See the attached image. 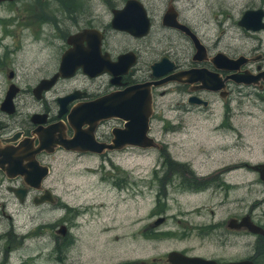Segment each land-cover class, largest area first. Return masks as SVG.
I'll use <instances>...</instances> for the list:
<instances>
[{
	"label": "flooded vegetation",
	"instance_id": "obj_1",
	"mask_svg": "<svg viewBox=\"0 0 264 264\" xmlns=\"http://www.w3.org/2000/svg\"><path fill=\"white\" fill-rule=\"evenodd\" d=\"M124 1H0L4 6L29 2V7H18L15 14L0 21V215L5 201L2 188L18 200L13 189L21 188L19 201L30 196L32 202L40 201L37 205L52 209L46 232L53 264L86 258L83 252L87 248L96 257L101 256L105 251H95L103 250L108 242L104 244L94 225L102 209L89 213L86 220L82 213L87 205L73 207L54 190L56 182L75 179L81 176L76 172H85L82 182L91 192L84 203L94 204L106 195L115 198L112 228L115 234H126L129 251L126 259L115 264H174L171 253L215 262L264 264V166L261 170L254 167L264 164V129L252 123V129L243 134L255 137L252 150L259 152V158L249 159L251 162L231 163L227 153L230 146L224 141L209 148L203 143L190 155L181 148L173 153L175 143L193 139L194 134L219 138L231 134V129L244 127L231 124L232 100L251 98L253 104L256 100L264 103V0H247L234 14L230 7H216L217 13H211L216 20L212 19V29L206 36L178 12L175 0H166L165 6H174L176 19L186 24L203 45L198 54L186 34L162 24L165 6L155 10L142 7L137 23L145 20L148 24L140 34L111 26L113 9L122 8ZM97 7L101 11H96ZM246 9L261 12L256 28L238 23ZM154 25L161 31L174 32L178 39L184 38L189 50L179 42H167L166 34V39L153 44L149 35ZM231 26L238 41L232 40ZM116 34L123 37L122 42L113 38ZM65 52H69V60L60 68ZM84 55L94 58L91 63L103 61L101 68L85 70L77 59ZM120 57H124L121 64H111L112 69L104 66ZM161 57L172 65L154 76L150 65ZM228 58L240 61L234 63L236 68L228 67ZM198 72L209 78H198ZM241 73L250 81L231 78ZM171 74L178 77L170 79ZM166 76L159 84L151 82ZM147 81L151 100L143 138H150L149 144L108 147L114 134L124 128L123 113L103 115L102 106L108 103L94 108L86 102ZM167 93L173 96L167 99ZM129 95L132 93L121 97ZM168 109L173 110L172 115ZM132 112L145 121L144 106ZM207 119L212 122L210 126ZM171 136L175 142L169 140ZM97 144L101 146L99 151L87 149ZM55 153L66 160L69 155H93L101 160L123 155L129 156V161L134 156L151 158L145 163L99 162L75 170H64L65 163L61 171L54 172V165L61 163L54 161ZM235 167L242 168L237 178V170L231 174ZM16 169L32 170L24 178ZM87 174L95 179L90 181ZM36 181L38 186H32ZM248 184L256 187L247 189ZM56 210H60L59 215ZM104 211L108 213L107 208ZM77 216L84 218L78 221ZM77 225L79 238L75 234ZM75 245L78 248L71 252ZM158 247H163L160 253L142 255L144 250Z\"/></svg>",
	"mask_w": 264,
	"mask_h": 264
},
{
	"label": "rangeland",
	"instance_id": "obj_2",
	"mask_svg": "<svg viewBox=\"0 0 264 264\" xmlns=\"http://www.w3.org/2000/svg\"><path fill=\"white\" fill-rule=\"evenodd\" d=\"M145 7L154 9L156 7H164L166 0H142ZM175 8L178 12L183 15L189 23L198 25L201 31H204L205 36L212 29V19L216 20V17L213 18L211 13H217L214 9L216 7H230L231 14L236 13L239 7L245 5L247 0H175ZM29 2H17L12 3L11 5L4 6L0 2V21L7 18L11 14L16 13V8L18 7H29ZM104 10V9H103ZM56 14H58L57 10ZM96 11H101V8H96ZM16 18V17H15ZM229 20V19H228ZM225 28V27H224ZM231 34L233 35L232 40L238 41V37L234 38L236 35V30L231 26ZM168 37L167 42L173 40L174 42L181 43L182 47L189 50V44L184 38H177L174 32L170 31H161L153 26V29L150 32V40L153 44L161 38L164 40L165 37ZM114 39L123 41V37L119 34L113 36ZM172 94L167 93V99ZM244 98H238L235 101H231L230 115H231V124H243L244 127L240 129L233 130L231 129V134L226 137L220 136H204L200 137L198 134L193 135V139H186L182 141L181 144L175 143V149L173 153L176 155L178 149L181 148L188 155L197 153L203 143H205L206 148H209L213 143L217 141H224L229 144L227 150L228 157L231 163L240 162V160H246L251 162L249 159L259 158L258 153L254 152L255 137L243 136V134L252 129L251 124L255 123L254 126L259 125V130L264 129V109L261 106L264 103L256 100L255 104L249 98L247 101H244ZM230 102V101H229ZM168 114H173L172 109H168ZM235 123V124H234ZM206 124L210 126L212 122L210 119H207ZM248 124L246 127L245 125ZM256 130L253 128V131ZM169 140L175 142L174 136L169 137ZM149 157L134 156L132 161L127 155L123 156H110L108 158L100 159L98 156H83V157H74L68 156V160L65 159V156L60 155L59 153L54 154V161L60 160L61 163L55 164L53 171H61L62 165L68 163L64 170H75L84 165H94L100 163L108 164L112 162L126 164V163H145L148 161ZM91 168V167H89ZM232 168L231 174L238 177V173L242 168ZM81 176H77L75 179L65 178L61 182L55 183L54 190L60 194L62 199L70 202L69 204L74 206L77 205H87L88 209H85V212L82 213L79 211L78 214L90 219L88 216L89 213L96 214V211L102 209V213L99 216V220L95 221L94 227L97 229L98 234L101 236L102 241L105 244L103 250H96L95 252L101 253L105 251L101 256L96 257L92 249H85L84 257H75L73 261H70L71 264H115L117 261L126 259L128 257L129 251L125 241L127 236L125 233L118 232L115 234L114 229L112 228V223L114 218H112L113 204L115 203V198L101 197L95 200L94 204L84 203V198L90 195L91 191H87V184L82 182L84 179L83 175L85 172H76ZM87 177L90 181L95 179L94 175L87 174ZM250 177V173H246V179ZM69 181V182H67ZM77 185V186H76ZM86 186V187H85ZM255 184H248L247 189H254ZM242 188V187H240ZM81 190V193L79 192ZM243 189V188H242ZM245 189V188H244ZM98 190V188H94ZM2 191L5 196V201L2 204V214L0 215V264H53V253L50 251L48 241V233L46 232V223L51 217L52 209L46 204L37 205L33 203L30 199V196L26 197L23 201H19L12 193L2 188ZM67 202V204H68ZM187 202V201H186ZM190 202V199H189ZM187 202V203H189ZM54 208V207H53ZM107 212L105 213V209ZM1 212V210H0ZM59 215L60 210H56ZM83 216H77L76 220L82 221ZM76 237L79 238L80 230L79 225L76 226ZM23 235V236H22ZM110 243V244H109ZM77 245L72 247L70 251L76 250ZM163 247L152 248L149 250H144L142 255H154L160 253ZM86 261V262H85Z\"/></svg>",
	"mask_w": 264,
	"mask_h": 264
},
{
	"label": "water",
	"instance_id": "obj_3",
	"mask_svg": "<svg viewBox=\"0 0 264 264\" xmlns=\"http://www.w3.org/2000/svg\"><path fill=\"white\" fill-rule=\"evenodd\" d=\"M0 1H2V0H0ZM120 7H122V8L113 9V17L111 18V21H110L111 26H113L115 28H119V29H125V30H130V31L136 32L135 34H140V33L144 32L148 23L144 22L145 20L140 24L137 23V21L139 20L138 19L139 18L138 13L142 12L143 11L142 7H144V5L142 4V1L141 0H125L123 5ZM165 7L166 8H165V10L161 16L162 24L167 25V26H172V27H175V28L181 30L184 34H186L188 36V38L194 44V47L196 48L195 54L201 53L202 50L204 49L203 45L200 43L197 36L190 30V28L186 24H184V23H182L176 19V11L174 9V6L171 3H169ZM260 14H261V12H255L253 10L246 9L242 12L240 18L238 19V23L240 25H243L246 28H256L257 25L255 23L257 22V18L260 17ZM135 24H136V26H135ZM135 27L137 29H135ZM68 55H69V52L67 54H66V52L63 54L60 68H62L64 66V62L69 60L67 57ZM72 55H74V54H72ZM217 58L219 59V57H217ZM77 59L81 62L82 67L85 70H93V69L99 70L98 68H101V63L103 62V61H99L97 63L96 62L91 63L94 60V58L92 56H85V57H81V58H77ZM95 59H96V57H95ZM121 59L123 61L124 57H120L119 60L116 62L106 63V65H104V66L111 68V64H115V65L117 63L121 64V62H122ZM228 59L231 62V65L228 67H231V68H236L237 66L234 63L240 62L239 60L235 61L232 58H228ZM224 61H226V60H224ZM221 62H223V61H221ZM214 64L217 67L221 66L215 62H214ZM171 65L172 64L170 62H167L166 57H161L158 61L153 62L150 65L151 74L154 76H156L158 74L160 75L163 72H165V70H167L169 67H171ZM246 76L247 75L245 73H241L240 75L232 74L231 78L234 79L236 82L246 83V82L250 81V80L245 79ZM167 77L168 76H166L162 79H157L155 81L153 80L151 82L159 84L160 82L164 81ZM177 77H178L177 74H171L169 76L170 79H174ZM198 78H201V79L202 78H209V76L205 75L202 72H198ZM212 80H213V78H212ZM149 83L150 82L147 81L144 83L135 84L133 86H127L123 90L110 92L107 96H105L103 98H95L93 100L86 102V104L88 103V105H90L94 108L99 107L103 103H108V104H104L102 106L105 109L103 111V115H105V114H107V115L108 114L109 115L119 114V112H122L124 114V115L122 114V116H124V119H125L124 128L122 130H120L119 134H114V136L112 138L113 144H108L107 145L108 147H119L124 143H132V144H140V145L149 144L150 138L147 137V141H146V138H143V131H144V127L146 125L147 116L149 114V106H150V100H151L150 94L148 91ZM209 86H211V85H209ZM123 93H125L126 95H127V93H132V95H129L128 98L127 97L122 98L121 94H123ZM117 99H119V100H117ZM140 106H144L147 110V113H146L147 115H145L146 117L144 118L145 121L137 118L138 114L136 112L135 113L132 112L133 110L136 111ZM127 109L130 110L131 113H128ZM63 144L66 147L74 148L73 146L66 145V143H63ZM100 148H101L100 144H97V146H94V145L90 146L89 145L87 147V149L96 150V151H99ZM263 166H264V164H261V163L254 165V167L259 169V170H261V168ZM31 170L16 169L15 172L20 171L22 173L23 177L25 178V176L28 173L31 174ZM262 171H264V168L262 169ZM43 172H45V171H43ZM41 176H42V173H40V176L36 180H39ZM36 183H37V181L35 183H32V186H38V185H35ZM13 190H14V193L19 198V200H21L22 196H23V193H22L23 189L14 188ZM33 202L36 204L40 201L37 199H33ZM170 256H171L170 258L174 264H243L241 261L215 262L214 260H211V259H199V258H195V257H187V256H184L181 254L174 255L173 253H171Z\"/></svg>",
	"mask_w": 264,
	"mask_h": 264
}]
</instances>
